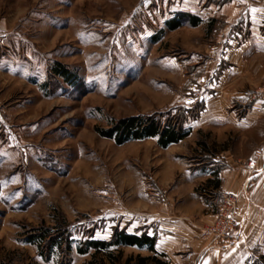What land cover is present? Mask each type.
I'll use <instances>...</instances> for the list:
<instances>
[{
	"label": "rangeland",
	"instance_id": "1",
	"mask_svg": "<svg viewBox=\"0 0 264 264\" xmlns=\"http://www.w3.org/2000/svg\"><path fill=\"white\" fill-rule=\"evenodd\" d=\"M224 2L0 0V264H54L25 240L62 218L75 239L105 241L117 229L151 228L164 208L202 212L213 197L201 190L211 171L202 161L227 139L198 131L202 87L212 91L198 81L215 40L204 24L165 31V23L183 12L209 16ZM56 62L78 73V85L53 76ZM178 113L191 132L165 149L154 138L118 144L97 130ZM122 253L123 261L142 254ZM89 259L70 253V264Z\"/></svg>",
	"mask_w": 264,
	"mask_h": 264
},
{
	"label": "crops",
	"instance_id": "2",
	"mask_svg": "<svg viewBox=\"0 0 264 264\" xmlns=\"http://www.w3.org/2000/svg\"><path fill=\"white\" fill-rule=\"evenodd\" d=\"M222 5L225 9L209 16L195 14L202 19L197 27L204 24L206 37L215 40L206 47L207 75L198 81L212 90L203 93L202 87L198 131L209 128L227 137L214 158L222 166L220 195L214 205L217 198H204L200 214L178 208L157 214L148 231L156 234V251L169 264H254L264 255V101L252 100L264 82V0H225ZM165 186L160 184L162 190ZM232 193L240 195L235 230L225 244L203 240L201 231L215 220L221 197Z\"/></svg>",
	"mask_w": 264,
	"mask_h": 264
},
{
	"label": "trees",
	"instance_id": "3",
	"mask_svg": "<svg viewBox=\"0 0 264 264\" xmlns=\"http://www.w3.org/2000/svg\"><path fill=\"white\" fill-rule=\"evenodd\" d=\"M201 22L202 19L198 15L190 12L178 13L165 23L167 27L165 31L177 30L183 26L197 27ZM51 71L55 78H61L70 86H76L80 81L78 73L68 70L60 62H56ZM183 119L182 113L172 118L168 117L166 120L155 115L129 116V118L115 119L110 122L108 128L97 130L100 135L118 144L154 138L157 139L158 146L165 149L187 139L191 129L184 126ZM200 146L204 151L209 152L205 143H201ZM214 158V153H212L209 154L207 162L202 161L203 165L210 166L211 171L209 172L210 178L201 186V190L204 189L203 192L218 199L220 194L217 193V189L221 185L218 174L222 166L215 163ZM148 230L149 227L137 228L130 233L127 229H117L111 238L105 241L88 236L75 239L72 227L62 218V220H57L53 227L34 228L29 232L25 242L37 248L38 256L45 263L70 264V253L75 250L78 255L90 256L84 264H169L164 256L156 251L155 246L158 240L156 234H151ZM123 247H135L149 254L147 256L137 254L123 261ZM253 263L264 264V255L255 259Z\"/></svg>",
	"mask_w": 264,
	"mask_h": 264
},
{
	"label": "built area",
	"instance_id": "4",
	"mask_svg": "<svg viewBox=\"0 0 264 264\" xmlns=\"http://www.w3.org/2000/svg\"><path fill=\"white\" fill-rule=\"evenodd\" d=\"M261 97L264 101V85L257 88L256 95L252 100ZM240 195H225L221 208L212 224L202 229L200 236L203 240H209L212 244L225 243L236 227V217L239 212L238 203Z\"/></svg>",
	"mask_w": 264,
	"mask_h": 264
},
{
	"label": "snow or ice",
	"instance_id": "5",
	"mask_svg": "<svg viewBox=\"0 0 264 264\" xmlns=\"http://www.w3.org/2000/svg\"><path fill=\"white\" fill-rule=\"evenodd\" d=\"M253 11H255V10H253Z\"/></svg>",
	"mask_w": 264,
	"mask_h": 264
}]
</instances>
